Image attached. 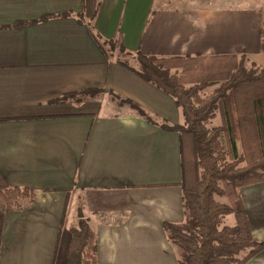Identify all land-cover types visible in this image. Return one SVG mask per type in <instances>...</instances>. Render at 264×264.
I'll list each match as a JSON object with an SVG mask.
<instances>
[{
    "label": "crops",
    "instance_id": "crops-1",
    "mask_svg": "<svg viewBox=\"0 0 264 264\" xmlns=\"http://www.w3.org/2000/svg\"><path fill=\"white\" fill-rule=\"evenodd\" d=\"M219 2L0 0V175L36 193L5 214L0 264H65L79 210L96 234L98 264H178L164 224L183 221L180 142L162 126L181 125L182 113L107 59L91 32L144 56H245L264 67V0ZM91 89L103 93L60 101ZM240 195L264 242V183ZM247 264H264V252Z\"/></svg>",
    "mask_w": 264,
    "mask_h": 264
},
{
    "label": "trees",
    "instance_id": "trees-1",
    "mask_svg": "<svg viewBox=\"0 0 264 264\" xmlns=\"http://www.w3.org/2000/svg\"><path fill=\"white\" fill-rule=\"evenodd\" d=\"M91 34L107 59L170 96L182 113L181 125L162 126L180 142L183 221L164 224L178 264H247L264 252V242L252 236L240 195L243 188L264 183V67L245 56H144ZM102 93L91 89L60 101L81 102ZM109 94L119 107L152 123L137 104ZM35 201V191L10 187L0 175V246L5 214ZM229 215L234 225L223 226ZM69 231L65 264H98L96 234L80 210Z\"/></svg>",
    "mask_w": 264,
    "mask_h": 264
},
{
    "label": "rangeland",
    "instance_id": "rangeland-1",
    "mask_svg": "<svg viewBox=\"0 0 264 264\" xmlns=\"http://www.w3.org/2000/svg\"><path fill=\"white\" fill-rule=\"evenodd\" d=\"M218 1V3H217ZM210 4H213V6H220L223 3L219 2V0H156V7H162L167 9H187V8H197V7H205ZM131 64L134 65L135 61L130 60ZM216 87L210 88L208 92L210 93L213 91ZM219 122L218 119L214 120L212 122V125H217ZM224 202H226V199H221ZM69 222L73 225L74 224L72 219H69ZM234 217L232 215H229L223 219V226H233L234 225Z\"/></svg>",
    "mask_w": 264,
    "mask_h": 264
}]
</instances>
